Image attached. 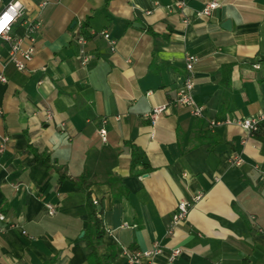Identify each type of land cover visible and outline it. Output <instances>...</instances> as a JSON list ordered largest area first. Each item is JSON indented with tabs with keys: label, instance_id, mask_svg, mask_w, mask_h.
<instances>
[{
	"label": "crops",
	"instance_id": "obj_1",
	"mask_svg": "<svg viewBox=\"0 0 264 264\" xmlns=\"http://www.w3.org/2000/svg\"><path fill=\"white\" fill-rule=\"evenodd\" d=\"M21 1L26 14L13 32L42 25L23 70L0 38V134L9 137L0 152V264H89L86 192L71 179L82 174L103 209L105 243L121 248L113 264H264V0H217L209 16L198 13L211 0H187L185 14L169 9L175 0ZM189 53L199 57L192 73L202 116L176 100ZM251 115L256 134L237 123ZM227 117L233 122L210 128V118ZM197 191L167 233L178 201ZM155 241L165 252L152 259L130 262L122 252ZM174 247L182 251L169 262Z\"/></svg>",
	"mask_w": 264,
	"mask_h": 264
},
{
	"label": "built area",
	"instance_id": "obj_2",
	"mask_svg": "<svg viewBox=\"0 0 264 264\" xmlns=\"http://www.w3.org/2000/svg\"><path fill=\"white\" fill-rule=\"evenodd\" d=\"M46 4V1L43 2L42 5ZM219 1L211 0L208 1L202 9L199 11V15L201 16H209L213 9L219 6ZM187 7V0H175L171 4H169V9L172 11H177L185 14V10ZM26 11V6L21 0H0V25H4V20L6 17H11L10 20L7 21L6 25L0 28V38L3 39L8 45V61L11 62L15 69L23 70L26 69L28 62H30L36 51V38L37 32L42 25V20L35 21H26V34L19 35L13 32V25L15 22L20 20ZM186 21H189V18L186 17ZM105 37L109 38V41L114 46L115 40L110 37V33L107 30L103 31ZM79 48V56L83 64H86L90 60V54H88L84 48L86 43V37L84 34L79 33L76 37ZM1 59V55H0ZM199 60V57L196 54L189 53L186 56V63L184 66L183 76L184 80L182 84L179 86L177 91V102L183 103L189 106L191 113L194 116H202L204 112L203 104L199 103L195 98L194 94V79H193V67L195 63ZM256 67L259 66L258 63L255 64ZM0 81L6 82L7 76L4 72V64L0 66ZM166 109L165 104L157 105L152 108L149 112V116L152 120V123H155L157 119L161 116V114ZM47 116L49 119L53 117L51 112H47ZM118 117V116H117ZM233 122L231 118L225 119H211L209 120L210 128H214L215 126L221 125L223 123ZM239 123L244 129L247 130L249 134H253L256 130H258L260 125V119L255 118L252 115L241 120H238ZM99 132L102 138L106 139L107 130L105 127L99 129ZM7 135L0 134V152H2L5 148L6 141L8 140ZM234 162L236 164H240L242 162V158L240 156H236ZM264 174V170H262ZM203 193L201 191H197L193 198H182L178 201L176 209L172 215V218L167 227V233L172 234L175 232L177 227L182 223L188 216L189 211L194 204V202L202 197ZM95 204H98V200L96 198L93 199ZM48 208V212L53 214L56 210L52 204H46ZM5 219L4 213L0 210V220ZM182 251L181 247H174L169 252L165 254L167 260L169 262H173L178 254ZM123 254L128 258L130 262H139L144 258L152 259L155 256L164 254V248L162 245L155 241L152 248L147 250H131L129 248L124 247L122 250Z\"/></svg>",
	"mask_w": 264,
	"mask_h": 264
},
{
	"label": "trees",
	"instance_id": "obj_3",
	"mask_svg": "<svg viewBox=\"0 0 264 264\" xmlns=\"http://www.w3.org/2000/svg\"><path fill=\"white\" fill-rule=\"evenodd\" d=\"M82 30H80L82 34L85 35V28L86 25L82 24ZM260 131V125L258 130L254 132V134ZM31 146V145H30ZM36 158L38 160L43 161L49 167L58 168L55 164H57L56 160L51 157L48 153L40 154L38 150H34ZM139 161V156L137 152H133L132 157V169L136 166L137 162ZM61 177H70L65 173H61ZM75 184L80 185L86 192V209L88 212V227L86 230V239L92 246V251L88 255V262L89 264H113L116 256L120 254L121 248L111 246L106 244L103 236H104V223H103V209L94 203L91 197V190L90 185L92 183L91 180L87 179L86 174H82L79 176H75L71 178ZM109 184H113L111 179L108 181ZM116 183H119L120 180L116 177ZM121 183V182H120Z\"/></svg>",
	"mask_w": 264,
	"mask_h": 264
},
{
	"label": "water",
	"instance_id": "obj_4",
	"mask_svg": "<svg viewBox=\"0 0 264 264\" xmlns=\"http://www.w3.org/2000/svg\"><path fill=\"white\" fill-rule=\"evenodd\" d=\"M222 25L226 28H230L231 25V20L230 19H226L222 22Z\"/></svg>",
	"mask_w": 264,
	"mask_h": 264
},
{
	"label": "snow or ice",
	"instance_id": "obj_5",
	"mask_svg": "<svg viewBox=\"0 0 264 264\" xmlns=\"http://www.w3.org/2000/svg\"><path fill=\"white\" fill-rule=\"evenodd\" d=\"M10 19H11V17H6L4 20V25H6L7 21ZM4 25H0V28H2Z\"/></svg>",
	"mask_w": 264,
	"mask_h": 264
}]
</instances>
